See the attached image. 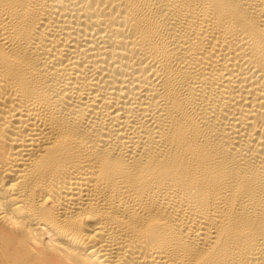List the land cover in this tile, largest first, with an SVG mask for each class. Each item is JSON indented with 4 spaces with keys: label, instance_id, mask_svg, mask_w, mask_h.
<instances>
[{
    "label": "bare ground",
    "instance_id": "1",
    "mask_svg": "<svg viewBox=\"0 0 264 264\" xmlns=\"http://www.w3.org/2000/svg\"><path fill=\"white\" fill-rule=\"evenodd\" d=\"M0 264H264V0H0Z\"/></svg>",
    "mask_w": 264,
    "mask_h": 264
}]
</instances>
